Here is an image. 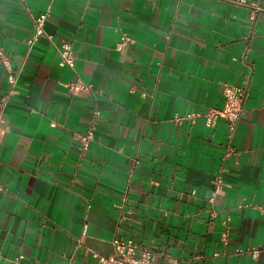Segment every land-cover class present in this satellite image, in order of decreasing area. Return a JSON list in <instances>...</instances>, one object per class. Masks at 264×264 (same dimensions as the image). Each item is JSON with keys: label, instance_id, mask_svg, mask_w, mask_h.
<instances>
[{"label": "crops", "instance_id": "0c3cea01", "mask_svg": "<svg viewBox=\"0 0 264 264\" xmlns=\"http://www.w3.org/2000/svg\"><path fill=\"white\" fill-rule=\"evenodd\" d=\"M246 2L0 0V45L20 73L0 119V264H98L116 233L159 264H264V0ZM225 84L248 90L231 141L205 116Z\"/></svg>", "mask_w": 264, "mask_h": 264}, {"label": "built area", "instance_id": "2783aa9c", "mask_svg": "<svg viewBox=\"0 0 264 264\" xmlns=\"http://www.w3.org/2000/svg\"><path fill=\"white\" fill-rule=\"evenodd\" d=\"M242 3H247L246 0H240ZM250 6L253 7V11L257 12L261 9L257 2H249ZM47 18V13H42L33 18L34 21V34L28 40V46L31 48L37 41L38 36L44 34V24ZM129 40V37L124 35L122 41L117 45L121 48L125 42ZM58 51L61 56L60 65L73 66L75 56L71 45L67 42L61 44L58 47ZM0 58L3 67L7 73V80L9 88L0 96V119L3 114L5 107L16 92V85L20 77V73L15 71L12 67L10 57L6 54L4 48L0 45ZM69 89L77 93L81 90L89 89L90 86L83 83L67 84ZM248 90L246 86H238L235 84H225L223 88L224 102L220 108L213 107L206 113V124L213 125L217 119L221 118L227 122L228 126V137L230 141L233 139L237 124L242 118L245 110V102L247 99ZM193 115V114H192ZM100 116V110L94 108L91 114V122L89 126L81 133L78 134L76 139L78 140V149L80 157L84 156L91 145L95 137L97 129L98 118ZM55 125V122H52ZM2 137V129L0 127V140ZM227 155L233 152L232 148H228ZM215 190L217 191L221 184L222 178L216 177L214 179ZM3 186L0 185V190ZM114 251L110 256H98V264H159L156 259L154 252L151 247L141 244L138 240L131 236H122L116 233L112 239ZM256 254L258 251H253ZM23 254H20L13 261L14 264H22L21 259Z\"/></svg>", "mask_w": 264, "mask_h": 264}]
</instances>
